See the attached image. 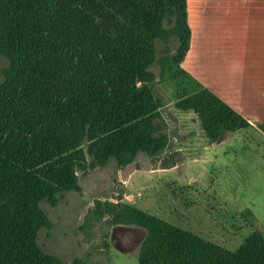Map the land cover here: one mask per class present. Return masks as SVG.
<instances>
[{"label": "trees", "instance_id": "1", "mask_svg": "<svg viewBox=\"0 0 264 264\" xmlns=\"http://www.w3.org/2000/svg\"><path fill=\"white\" fill-rule=\"evenodd\" d=\"M6 1L12 11L0 0V53L8 61L0 79V264H59L36 242L47 224L40 201L75 188L77 170L110 156L123 165L164 146L150 64L156 38L164 50L176 38L160 63L178 64L183 56L185 3L159 0L136 30L100 0ZM190 80L192 89L174 104L193 110L210 139L249 123ZM257 125L264 132V119ZM117 218L145 228L137 264H264V235L256 230L228 248L133 204H123L121 216L116 210Z\"/></svg>", "mask_w": 264, "mask_h": 264}, {"label": "rangeland", "instance_id": "2", "mask_svg": "<svg viewBox=\"0 0 264 264\" xmlns=\"http://www.w3.org/2000/svg\"><path fill=\"white\" fill-rule=\"evenodd\" d=\"M4 3L11 13L12 1ZM163 44L154 40L150 68L155 76L148 85L157 103L154 121L166 135L164 146L140 155L137 168L124 178L122 164L112 156L77 170L75 188L40 201L47 224L37 229L36 242L59 264H137L145 228L113 219L116 210L121 216L123 204L228 248L252 230L264 235V132L257 129L258 120L215 140L206 136L197 114L174 104L193 83L171 59L158 61L174 52L176 38H169L165 50ZM7 62L0 53V79Z\"/></svg>", "mask_w": 264, "mask_h": 264}, {"label": "crops", "instance_id": "3", "mask_svg": "<svg viewBox=\"0 0 264 264\" xmlns=\"http://www.w3.org/2000/svg\"><path fill=\"white\" fill-rule=\"evenodd\" d=\"M100 1L139 30L144 15L159 0ZM184 3L189 37L178 68L249 122L263 120L264 0Z\"/></svg>", "mask_w": 264, "mask_h": 264}, {"label": "water", "instance_id": "4", "mask_svg": "<svg viewBox=\"0 0 264 264\" xmlns=\"http://www.w3.org/2000/svg\"><path fill=\"white\" fill-rule=\"evenodd\" d=\"M137 167L135 166L134 162L128 161L125 162L119 169V175L121 178H124L128 173L136 169Z\"/></svg>", "mask_w": 264, "mask_h": 264}, {"label": "flooded vegetation", "instance_id": "5", "mask_svg": "<svg viewBox=\"0 0 264 264\" xmlns=\"http://www.w3.org/2000/svg\"><path fill=\"white\" fill-rule=\"evenodd\" d=\"M137 159H141L140 156H136L135 158H133L132 161L134 162V164L137 162V161H136ZM130 161H131V160H130Z\"/></svg>", "mask_w": 264, "mask_h": 264}]
</instances>
